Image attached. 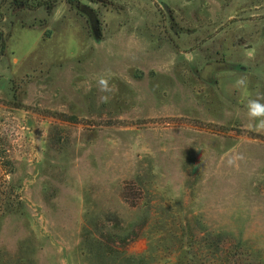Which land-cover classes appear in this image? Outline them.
Returning <instances> with one entry per match:
<instances>
[{
  "label": "rangeland",
  "instance_id": "1",
  "mask_svg": "<svg viewBox=\"0 0 264 264\" xmlns=\"http://www.w3.org/2000/svg\"><path fill=\"white\" fill-rule=\"evenodd\" d=\"M15 1L0 264H264V0Z\"/></svg>",
  "mask_w": 264,
  "mask_h": 264
},
{
  "label": "clouds",
  "instance_id": "2",
  "mask_svg": "<svg viewBox=\"0 0 264 264\" xmlns=\"http://www.w3.org/2000/svg\"><path fill=\"white\" fill-rule=\"evenodd\" d=\"M246 85V77H240L236 81L237 87H242ZM98 90L104 93H110L112 91L109 84V78L101 76L97 80ZM99 102L106 103L108 96L104 95L98 97ZM248 108V116L251 119H255L257 122L254 126V131L257 133H264V92H257L256 98L250 99L246 105ZM233 161L229 160V164H232Z\"/></svg>",
  "mask_w": 264,
  "mask_h": 264
},
{
  "label": "trees",
  "instance_id": "3",
  "mask_svg": "<svg viewBox=\"0 0 264 264\" xmlns=\"http://www.w3.org/2000/svg\"><path fill=\"white\" fill-rule=\"evenodd\" d=\"M16 1H15V4H16ZM22 1L16 4L17 8H23L25 5H27L25 1L23 2ZM70 3L79 13L86 15L87 21L90 24V27L92 29L94 36L97 39H100L101 32H100V26H99L98 13L93 8L79 1L70 0ZM49 8H51V6H49ZM5 50H6V43H5V40H2V42H0V56L5 54Z\"/></svg>",
  "mask_w": 264,
  "mask_h": 264
}]
</instances>
